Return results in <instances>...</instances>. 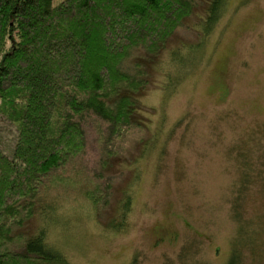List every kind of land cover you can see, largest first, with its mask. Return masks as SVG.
<instances>
[{"label": "rangeland", "instance_id": "374dc122", "mask_svg": "<svg viewBox=\"0 0 264 264\" xmlns=\"http://www.w3.org/2000/svg\"><path fill=\"white\" fill-rule=\"evenodd\" d=\"M195 1L202 6L158 64H144L150 86L136 116L144 129L104 172L108 208L85 196L103 155L89 139L77 172L66 171L71 183L52 184L46 215L40 209L22 229L29 238L45 233L70 264H227L234 204L264 220V0H226L216 24L207 0ZM16 143L15 126L0 116V151L11 158Z\"/></svg>", "mask_w": 264, "mask_h": 264}, {"label": "trees", "instance_id": "16d2710c", "mask_svg": "<svg viewBox=\"0 0 264 264\" xmlns=\"http://www.w3.org/2000/svg\"><path fill=\"white\" fill-rule=\"evenodd\" d=\"M225 1H206L209 24L223 16ZM200 7L195 0H0V116L17 131L13 157L0 151V264H70L49 249L45 233L29 238L22 229L40 209L46 215L52 184L71 183L66 171L77 172L91 139L103 155L85 196L108 208L113 187L104 172L144 129L136 120L150 86L144 64H158ZM241 208L240 200L232 208L227 264H264V220L245 218Z\"/></svg>", "mask_w": 264, "mask_h": 264}]
</instances>
